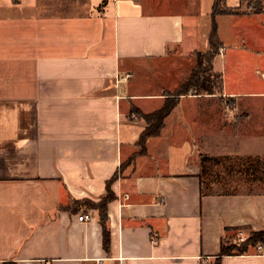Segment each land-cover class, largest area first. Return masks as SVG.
<instances>
[{"label": "crops", "instance_id": "1", "mask_svg": "<svg viewBox=\"0 0 264 264\" xmlns=\"http://www.w3.org/2000/svg\"><path fill=\"white\" fill-rule=\"evenodd\" d=\"M214 4L0 0V264H211L225 230L264 232V194L202 184L223 161L229 182L264 175V0H225L237 14L215 20L235 18L213 62L233 106L182 97L129 164L145 130L133 111H159L186 81ZM115 176L107 253L98 213L66 208L99 203ZM261 248L221 264H264Z\"/></svg>", "mask_w": 264, "mask_h": 264}, {"label": "trees", "instance_id": "2", "mask_svg": "<svg viewBox=\"0 0 264 264\" xmlns=\"http://www.w3.org/2000/svg\"><path fill=\"white\" fill-rule=\"evenodd\" d=\"M234 11H231L225 7V0H215V4L212 11V27L209 36V50L202 54H197L198 60L191 71L189 77L184 83H182L179 89L171 94L165 95L166 99L163 107L150 115H143L139 111L134 110L133 113L142 118L145 122V130L141 134L139 142L137 144L138 154L135 155L129 164L137 157L144 156L147 152V142L150 139L157 138L161 134V130L164 127L165 121L172 114V112L177 107L179 100L186 96L195 97H220L223 92V79L221 75L215 74L213 72V62L216 56L223 49V45L218 37V30L216 25V18L221 16H233L236 15ZM232 101V100H229ZM233 102V101H232ZM214 161L208 158H203V162ZM217 161H214V163ZM220 162V160H219ZM218 163H215L217 165ZM253 167H249L252 171ZM204 175V173H203ZM115 176L108 184L106 189V196L99 203H92L90 201L73 202L71 208H66L71 211L74 210L79 212L83 209L94 210L98 213L99 224L103 232V248L105 252H109L110 247V233L108 229V215L107 208L110 203L115 200L114 194L111 192L110 185L116 180ZM203 184V195L206 193V188ZM235 231L225 230L226 233L233 234ZM234 235L232 237H225L221 242V248L218 256L214 259L211 264H221V260L225 257L231 256H244L250 251L255 250L262 245L264 242V232L254 233L250 235V239L246 242L239 244L238 241L234 242Z\"/></svg>", "mask_w": 264, "mask_h": 264}, {"label": "rangeland", "instance_id": "3", "mask_svg": "<svg viewBox=\"0 0 264 264\" xmlns=\"http://www.w3.org/2000/svg\"><path fill=\"white\" fill-rule=\"evenodd\" d=\"M233 19L235 18L227 17V18H221L217 20L219 38L224 43L230 42L231 40H235L236 38L235 32H233V28L235 26ZM201 50L202 51L196 52L193 54V59H192L193 66H191L192 68L191 71L193 70L198 60L197 54L199 53L204 54L207 51V49H204V48ZM178 89L179 88H177V90ZM176 91H174L173 93H175ZM173 93H167V94L171 95ZM217 98L221 102V104L224 105V107L231 108L233 106L232 101L229 102L228 99L219 98L218 96ZM226 167H227V164L224 161L218 167H213V169L210 166H208V168L211 169L210 171L213 172V173L211 172L212 178H213L214 183H216V186L214 189H210V190L209 188L208 189L206 188L205 190L206 193L215 192L216 194H227V193L264 194V175L260 167H258V172L255 173V175H250L252 176V178L250 179L243 177V175L240 176L238 174H235L233 182L232 181L229 182L231 178L228 179L229 174L226 172ZM226 183L230 184L229 187H232V188H228L227 190L225 188ZM251 234H254V233L244 231L243 233H241V236L247 241L248 239H250ZM233 235L235 239L234 242L239 241L238 240L239 234L237 233L229 234L227 237H232Z\"/></svg>", "mask_w": 264, "mask_h": 264}, {"label": "built area", "instance_id": "4", "mask_svg": "<svg viewBox=\"0 0 264 264\" xmlns=\"http://www.w3.org/2000/svg\"><path fill=\"white\" fill-rule=\"evenodd\" d=\"M130 78H131V76L127 75V76L124 78L123 81H127V80H129ZM77 220H78L79 223H89V222H91L92 218H91V216L88 215V214H83V215H81L80 217H78ZM238 238H239V239H238V240H239V241H238L239 244H242V243L246 242V240L241 236V234H239V237H238ZM256 251H257V252H261V251H262L261 246H259V247L256 249ZM98 264H100V263H98Z\"/></svg>", "mask_w": 264, "mask_h": 264}]
</instances>
